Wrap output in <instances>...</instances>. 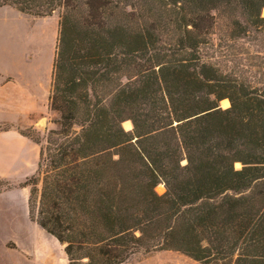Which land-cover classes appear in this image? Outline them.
Instances as JSON below:
<instances>
[{"label": "trees", "instance_id": "obj_1", "mask_svg": "<svg viewBox=\"0 0 264 264\" xmlns=\"http://www.w3.org/2000/svg\"><path fill=\"white\" fill-rule=\"evenodd\" d=\"M4 5L59 12L48 95L58 117L43 136L18 129L38 145L19 185L30 219L63 245L68 264L154 250L264 264V83L202 53L214 13L228 14L236 37L264 34V0Z\"/></svg>", "mask_w": 264, "mask_h": 264}, {"label": "crops", "instance_id": "obj_2", "mask_svg": "<svg viewBox=\"0 0 264 264\" xmlns=\"http://www.w3.org/2000/svg\"><path fill=\"white\" fill-rule=\"evenodd\" d=\"M12 11L22 13L12 6H0V180L15 179L20 177L18 175L24 178L35 170L38 145L18 129L37 128L38 117L49 110L48 95L58 35V24L54 42L53 31L42 23L49 16L20 17ZM8 192L0 191V196ZM22 196L26 223L33 228V233L43 230L61 249L63 245L53 235L30 219L28 195ZM5 246L18 248L13 240H8ZM61 257L68 264L64 250Z\"/></svg>", "mask_w": 264, "mask_h": 264}, {"label": "rangeland", "instance_id": "obj_3", "mask_svg": "<svg viewBox=\"0 0 264 264\" xmlns=\"http://www.w3.org/2000/svg\"><path fill=\"white\" fill-rule=\"evenodd\" d=\"M12 14L20 17H42L16 11H12ZM58 14L59 12L55 11L46 20H42L43 24H47V29L53 31L54 42ZM214 14L216 23L208 44L202 48L203 55L217 63L222 70L232 71L240 77H247L254 83L262 85L264 83V34L250 32L246 36L236 37L231 32L228 14ZM262 15H264L263 10ZM57 117L58 112L50 110H46L38 117L36 129L40 136H43L47 129L55 127L53 120ZM235 166L239 167V163ZM18 176L20 177L11 180H0V191H9L8 195L0 196V264H65L61 257L63 246L60 249L41 229L34 234L33 228L26 223L22 194L28 195V188L20 187L19 184L25 177ZM156 190L163 192V185H157ZM8 240L15 241L18 248L14 250L6 247L5 243ZM9 245L14 246L13 243ZM22 252L28 256L25 257ZM120 264L201 263L178 251L154 250L148 253L137 252Z\"/></svg>", "mask_w": 264, "mask_h": 264}]
</instances>
